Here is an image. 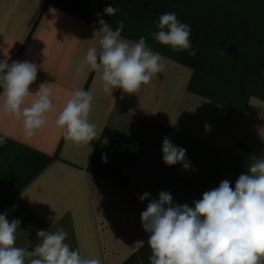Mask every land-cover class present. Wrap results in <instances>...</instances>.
<instances>
[{
  "label": "crops",
  "instance_id": "1",
  "mask_svg": "<svg viewBox=\"0 0 264 264\" xmlns=\"http://www.w3.org/2000/svg\"><path fill=\"white\" fill-rule=\"evenodd\" d=\"M99 29L46 7L43 0H0V61L35 63L37 78L29 91L34 94L41 83H48L53 99L47 123L30 140L23 136L22 120L2 113L0 136L55 158L1 214L20 221L17 247L32 251L40 242L39 230L62 228L68 233L65 242L83 257L122 264L149 239L141 213L160 192H169L174 205L194 207L205 191L225 179L234 189L252 159L264 158V101L251 98L244 114L230 113L190 92L192 70L163 54L164 70L138 92L116 88L106 93L100 73L89 66L76 74L87 50L99 49ZM76 89L93 96L88 119L97 131L111 128L146 143L139 163L122 167L127 186L88 172L101 136L89 145H76L56 126L58 113ZM34 98L27 97L24 106ZM165 137L186 149L188 169L163 162ZM144 193L150 196L141 202Z\"/></svg>",
  "mask_w": 264,
  "mask_h": 264
},
{
  "label": "clouds",
  "instance_id": "2",
  "mask_svg": "<svg viewBox=\"0 0 264 264\" xmlns=\"http://www.w3.org/2000/svg\"><path fill=\"white\" fill-rule=\"evenodd\" d=\"M118 11L111 5L104 9L109 16ZM99 24V49L87 50L77 75L87 65L100 73L104 92L111 94L119 88L134 94L164 70L165 58L148 47L145 37L138 41L121 37L123 20L115 30L103 19ZM158 29L152 34L155 41L174 52L195 56V50H190L191 28L174 12L159 17ZM37 72L35 63L13 61L9 65L7 59L0 61V113L22 120L25 140L45 126L46 114L53 109L50 84L41 83L34 94L29 91ZM29 96L35 98L24 106ZM92 100L90 92L76 89L55 119L56 126L64 130V138L76 145H89L103 131L89 122ZM5 142L6 137L0 136V145ZM162 153L167 166L180 163L185 169L190 167L186 149L174 145L169 137L163 139ZM102 160L106 162L103 155ZM149 196L144 193L139 199L143 202ZM141 223L149 233L150 264H264V158L252 159L248 173L239 176L234 189L225 179L205 191L194 207L174 205L169 192H160L159 199L151 200L141 213ZM19 225L17 219L9 221L7 213L0 214V264H25L26 258L28 264H102L99 258H85L79 249L73 250L65 242L68 233L62 228L39 230L40 242L32 251L17 247Z\"/></svg>",
  "mask_w": 264,
  "mask_h": 264
},
{
  "label": "trees",
  "instance_id": "3",
  "mask_svg": "<svg viewBox=\"0 0 264 264\" xmlns=\"http://www.w3.org/2000/svg\"><path fill=\"white\" fill-rule=\"evenodd\" d=\"M100 28L103 19L121 36L138 41L141 36L154 52L192 70L188 89L224 106L230 113L244 114L251 98L264 101V0H43ZM119 9L116 16L104 13L107 6ZM174 12L191 28L195 56L172 51L153 38L159 17ZM107 140V143L104 141ZM146 143L115 129L106 128L89 166L92 175L127 186L125 163L138 164ZM106 157V162L102 160ZM51 158L6 138L0 145V214L52 163ZM148 239L122 264H150Z\"/></svg>",
  "mask_w": 264,
  "mask_h": 264
},
{
  "label": "rangeland",
  "instance_id": "4",
  "mask_svg": "<svg viewBox=\"0 0 264 264\" xmlns=\"http://www.w3.org/2000/svg\"><path fill=\"white\" fill-rule=\"evenodd\" d=\"M137 248H135L133 251H135ZM133 252H131V254H132Z\"/></svg>",
  "mask_w": 264,
  "mask_h": 264
}]
</instances>
